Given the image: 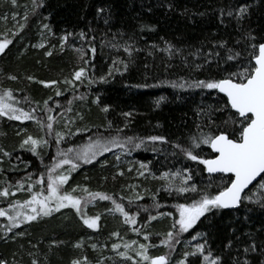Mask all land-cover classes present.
Wrapping results in <instances>:
<instances>
[{"label": "trees", "instance_id": "trees-1", "mask_svg": "<svg viewBox=\"0 0 264 264\" xmlns=\"http://www.w3.org/2000/svg\"><path fill=\"white\" fill-rule=\"evenodd\" d=\"M38 2L40 6L34 8L32 0H0V42L12 41L0 53V95L11 92L7 102L35 117L0 116V191L10 192L8 197L0 196V208L11 212L10 204H23L35 192L47 195L49 169L65 158L60 152L71 148L67 158L78 167L63 164L51 174L68 177L60 194L81 198L82 205L90 201L81 209L85 218L100 219L90 229L68 207L8 232L6 218L0 217V261L149 264L137 254L144 244L149 257L164 255L169 264L182 259L185 264H205L199 254L184 256L203 244L204 254L210 251L219 264H264V189L258 183L244 194L237 209H213L180 234L178 243L171 247L163 243L178 219L175 205L199 199L195 193L177 194L174 187L166 190L169 181L180 183L173 173L191 174L188 183L198 192L206 188L215 194L227 183L228 176L207 175L203 165L174 145L189 148L193 136L230 133L239 126L233 124L237 117L226 96L190 85L221 79L254 64L251 44L264 42V0ZM245 5L248 10L240 19L238 9ZM229 50L232 60L227 59ZM80 67L88 70L82 81H75L74 72ZM105 107L107 112L102 110ZM49 115L55 118L51 131L46 127ZM151 136L164 141H151ZM28 137L40 141L36 153L30 151V144L21 147ZM97 137L122 141L133 137V143L126 145L127 151L113 148L85 164L77 154L82 155ZM136 143L141 146L136 148ZM193 150L204 159L215 155L208 144ZM141 164L146 168L141 169ZM88 193L111 196L136 216V223L125 224L119 212L109 211L114 209L111 200H93ZM113 244L119 247L114 249Z\"/></svg>", "mask_w": 264, "mask_h": 264}, {"label": "snow or ice", "instance_id": "snow-or-ice-1", "mask_svg": "<svg viewBox=\"0 0 264 264\" xmlns=\"http://www.w3.org/2000/svg\"><path fill=\"white\" fill-rule=\"evenodd\" d=\"M33 7H39L40 4L38 0H32ZM15 3V0H12ZM247 6H241L238 9V18L242 19L247 12ZM102 11V9H101ZM229 15L232 13L229 12ZM27 17H25L26 19ZM23 27V26H21ZM47 27V26H45ZM255 39V37H250ZM65 40L67 37L64 38ZM11 40L5 39L0 42V53L11 44ZM42 46V45H41ZM223 46V45H222ZM252 55L251 59L254 60V64H250L242 72L230 73L227 77L221 79H208V80H197L193 85L197 88L204 89H215L220 93H223L227 97V105H230L231 109L235 110V115L237 119L233 120V124H238V127H234L232 132L221 131L218 135L203 134L201 133L198 137L193 136L191 138V147L185 148L179 144L174 145L178 148L189 160L198 161L199 164L203 165L208 173H222L230 174L228 176L227 183L216 192L215 194L208 192L205 189H201L198 192L197 187L189 185L188 181L192 180V175L187 176L182 175L181 172L173 173L174 177H178L180 180L179 185H174L172 181H169L166 190H174L177 194L185 193H195L199 196V199H192L191 203H179L175 205L178 212V219H174L172 223L173 231H169L166 234V239L163 241L164 244L171 247L172 243H178V237L182 233H186L189 229H192L196 225L197 221H200L201 217H204L206 213L211 212L213 209H228L238 206L242 201V194L245 190L249 188V185H253L256 181L261 189H264V42L259 44H251ZM94 53L95 49H91ZM125 51H128L126 48ZM51 55V53H48ZM83 51H81V59L85 65H88L89 61L84 60ZM216 55H219L217 53ZM235 55H239L236 53ZM228 60L234 59V55L229 50ZM115 63V62H114ZM127 65H125V68ZM197 68L200 65H196ZM86 67H80L74 72V80L82 81L85 78L87 72ZM108 75H112V71L109 70ZM233 76L236 79H233ZM16 77H11L15 79ZM102 81L105 77L101 76ZM51 84H56V81H51ZM65 84L72 83L71 81L65 80ZM175 86V85H173ZM184 85H180L183 87ZM62 93L57 90L56 95L60 96ZM12 99L11 92H4L0 95V116H7L10 120H31L34 119L30 112H26L23 109L16 108L12 104L8 103V100ZM70 103V102H69ZM47 105V101H45ZM107 112L108 108L102 109ZM49 111H52L49 108ZM125 116L130 115V113H124ZM55 118L51 115L47 117L48 123L46 125L49 131L53 130L52 121ZM39 123V121H37ZM121 131V130H117ZM57 137H61L60 133H56ZM151 141H164V137L161 136H151L149 137ZM40 141L28 137L23 141L21 147L30 144V151L36 153V146ZM46 144L47 141H44ZM59 143V139H57ZM133 143V137H127L125 140H120L118 137H112L110 139L104 137H97L95 141H92L87 150L83 154H77V158L81 159L83 163H91L97 155H103L104 153L111 152L113 148L121 149L122 151H127V144ZM143 143V141H141ZM141 143H136L135 147L139 148ZM210 145L212 151L216 154L213 158L204 159L201 158L199 153H195L193 149L199 148L200 144ZM73 149H68L67 152H72ZM67 152H60L59 155L65 158L60 160L57 164L49 169V175L47 179V195H43L42 192H35L31 195V198L25 200L23 204L16 202L10 204L11 212L5 208H0V217H4L7 220V224L4 226L6 231L11 232L14 228H19L21 224L30 223L37 221L40 218L50 216L53 211H60L63 208L71 207L76 210V213L81 216L83 223L90 229H95L97 227V221L100 219L99 216L94 218H85V214L82 213L81 209L84 205L89 203V200L84 201L82 205L81 198H76L71 194L64 193L60 194V187L63 185L68 177L64 175L53 176L51 173L55 168L60 167L63 164H71L74 169L78 167V164L73 163L71 159L67 158ZM8 155V153H4ZM175 154V153H174ZM119 159V156H117ZM141 169L146 168V165L141 164ZM123 173H121L122 175ZM143 175V172L140 173ZM169 174L165 173L163 179L167 180ZM259 178V180L257 179ZM39 183L43 184L44 181L41 179ZM31 187V185L29 186ZM23 188V185H20ZM86 191V190H85ZM10 192L8 189L0 191V196L8 197ZM88 195L94 200L99 198L100 200H111L114 205V209H109V211L119 212L124 217L125 224H135L136 216L130 215L125 211L124 206L121 203H117L115 199L111 196L105 195L103 193H88ZM141 199V197H137ZM131 203V201H130ZM264 206V204H262ZM155 207L159 208L160 205L156 204ZM27 208V211L24 209ZM145 212L148 208L143 209ZM161 215H171V213H161ZM150 219H156L155 216H151ZM115 235H118L114 233ZM145 240L148 236L144 237ZM132 243H135L133 241ZM119 245L113 244V248H118ZM127 248L128 245L126 244ZM255 245L251 246V249L255 251ZM148 246L141 244L140 251L137 253L145 261H149V264H169L168 259L164 255L157 257H149L147 254ZM205 246L203 244H197L195 251L190 253H185L184 256H197V254L203 256V261L205 264H219V258H213L211 252L209 251L205 255ZM245 253L249 251L248 248L244 249ZM124 255V253H120ZM129 259H131L129 257ZM0 264H5L4 261H0ZM33 264H36L33 261ZM72 264H81L79 260H73ZM178 264H185V260L182 259ZM244 264H248L247 261Z\"/></svg>", "mask_w": 264, "mask_h": 264}, {"label": "water", "instance_id": "water-1", "mask_svg": "<svg viewBox=\"0 0 264 264\" xmlns=\"http://www.w3.org/2000/svg\"><path fill=\"white\" fill-rule=\"evenodd\" d=\"M219 92V91H218ZM220 93V92H219ZM221 94H223V93H221ZM224 95V94H223ZM225 96V95H224ZM233 110V109H232ZM234 112H235V110H233ZM211 148V147H210ZM211 151H212V149H211ZM213 152V151H212ZM214 153V152H213ZM215 154V153H214ZM216 155V154H215ZM205 170H206V168H205ZM206 173H207V175H210V176H214V175H224V176H229L230 174H222V173H208L207 172V170H206ZM258 180H259V178H257ZM257 182L256 181H254L253 182V185H249V188L248 189H246L245 190V193L246 192H248L255 184H256ZM245 193H243L242 194V197L244 196V194ZM240 206V204L238 205V206H236V207H233V208H228V209H224V210H235V209H237L238 207Z\"/></svg>", "mask_w": 264, "mask_h": 264}, {"label": "rangeland", "instance_id": "rangeland-1", "mask_svg": "<svg viewBox=\"0 0 264 264\" xmlns=\"http://www.w3.org/2000/svg\"><path fill=\"white\" fill-rule=\"evenodd\" d=\"M42 31H44V29H42ZM42 31H41V33L43 34V32H42ZM40 43H44V42H40ZM24 211H27V210H25V209H24Z\"/></svg>", "mask_w": 264, "mask_h": 264}, {"label": "bare ground", "instance_id": "bare-ground-1", "mask_svg": "<svg viewBox=\"0 0 264 264\" xmlns=\"http://www.w3.org/2000/svg\"><path fill=\"white\" fill-rule=\"evenodd\" d=\"M219 93V92H218Z\"/></svg>", "mask_w": 264, "mask_h": 264}]
</instances>
